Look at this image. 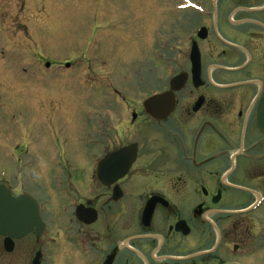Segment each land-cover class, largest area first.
Returning a JSON list of instances; mask_svg holds the SVG:
<instances>
[{
    "label": "flooded vegetation",
    "instance_id": "flooded-vegetation-1",
    "mask_svg": "<svg viewBox=\"0 0 264 264\" xmlns=\"http://www.w3.org/2000/svg\"><path fill=\"white\" fill-rule=\"evenodd\" d=\"M196 11L170 19L164 51H151L170 69L162 91L105 92L87 43L57 66L95 93L43 95L48 108L10 119L0 184L8 207L30 196L39 220L15 237L9 211L0 264H264V0ZM134 67L144 87L153 62ZM178 75L174 109L154 118L146 100ZM75 95L101 98L99 124L83 101L55 110Z\"/></svg>",
    "mask_w": 264,
    "mask_h": 264
},
{
    "label": "rangeland",
    "instance_id": "rangeland-1",
    "mask_svg": "<svg viewBox=\"0 0 264 264\" xmlns=\"http://www.w3.org/2000/svg\"><path fill=\"white\" fill-rule=\"evenodd\" d=\"M221 1L224 0H188L186 8L184 0H0V12L11 14L8 18L0 16L6 18L9 33H12H0V140L6 138L10 119L17 124L26 119L18 112L29 110L38 114L46 106L42 104L43 95L63 97L61 94H64L65 98L71 92L92 90L95 93L100 88L98 85L90 89L80 80L74 81L71 79L73 69L59 70L57 66L58 61L75 59L81 53L76 52L80 49L78 46L83 48L87 43H91L89 56L91 54L94 63L93 72L105 78V87H108L105 92L118 88L125 92L138 91L143 96L162 91L168 83L170 69L163 58L155 61L151 51L158 48L164 51L170 38V19L196 15L197 9L206 10ZM15 16L18 22L14 21ZM119 17L127 21L124 31L116 21ZM174 44H180V40ZM135 52H139L137 58ZM149 60L153 62L155 73L140 87L134 66L143 62L147 66ZM73 97L70 101L65 99L64 104L59 101L55 110L71 105L80 107L85 96ZM93 97L92 103L84 100L83 104L87 103L94 109L93 113L98 114V120H93L94 124H99L101 98ZM107 101L112 99L107 97ZM1 158L0 174L3 175L8 164ZM79 183L83 186L81 181Z\"/></svg>",
    "mask_w": 264,
    "mask_h": 264
},
{
    "label": "water",
    "instance_id": "water-1",
    "mask_svg": "<svg viewBox=\"0 0 264 264\" xmlns=\"http://www.w3.org/2000/svg\"><path fill=\"white\" fill-rule=\"evenodd\" d=\"M195 50L196 48H193V55L194 57L196 56ZM196 68V66H195ZM184 81L181 79V76H177L172 80L171 83V90L166 91L165 93L161 95H156L151 97L150 99L147 100L146 105L148 108V111L156 118L162 119L165 118L173 109L174 107V96H172L171 93H173L174 90L179 89ZM172 103V104H171ZM5 188L4 185H0V234H5L6 233V225H7V212H8V207L6 204V199H5V194L3 189ZM13 213V227L12 230L14 231L15 235H18L19 233L17 232L18 230L22 231V233H26L31 230L30 225H24V224H19L17 222V216L19 213V210L17 206H13L12 210ZM28 213L29 216L31 217L33 211L28 210V211H23V215ZM27 224V223H26ZM21 233V234H22Z\"/></svg>",
    "mask_w": 264,
    "mask_h": 264
}]
</instances>
